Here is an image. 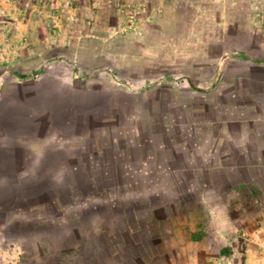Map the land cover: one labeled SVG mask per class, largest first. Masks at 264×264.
<instances>
[{
    "label": "rangeland",
    "instance_id": "obj_1",
    "mask_svg": "<svg viewBox=\"0 0 264 264\" xmlns=\"http://www.w3.org/2000/svg\"><path fill=\"white\" fill-rule=\"evenodd\" d=\"M257 59L264 60V0H0V71L35 79L61 63L75 83L116 91L124 102L109 112L119 118L139 106L157 116L154 128L163 132L168 125L161 116L181 120L168 131L183 149L164 159L173 165V187L149 205L131 203L136 217L121 207L110 213L106 206L85 216L93 223L88 234L95 247L69 250L71 258L97 264L96 254L102 260L121 246L109 264H134L145 249L139 264H264V193L256 187L261 173L244 162L242 173H227L230 178L219 184L217 173L206 172V90L225 76L232 79L236 65L245 73ZM155 100L161 101L156 113ZM57 178L26 180L12 206L52 197L59 180L65 198L66 183ZM41 211L35 230L2 239L3 246L24 243L28 253L21 264L50 263L40 254L48 252V230L68 247L86 242L75 222L58 229Z\"/></svg>",
    "mask_w": 264,
    "mask_h": 264
},
{
    "label": "crops",
    "instance_id": "obj_2",
    "mask_svg": "<svg viewBox=\"0 0 264 264\" xmlns=\"http://www.w3.org/2000/svg\"><path fill=\"white\" fill-rule=\"evenodd\" d=\"M255 61L245 73L236 65L234 72L230 71L234 73L232 79L225 76L213 89L206 90V172L217 173L214 180L225 183L230 178L227 173L237 176L247 162L249 168L261 173L256 187L264 193V60ZM218 63L222 65L220 60ZM59 64L50 65L35 79H19L20 73L14 69L0 71V212L4 213V224H0V264L24 262L28 253L24 243H2L9 235H22L18 230L21 218L35 224L40 218L38 211L42 210L41 218L52 224L58 222L64 227L75 222V230L81 229L85 236L84 244L68 247L65 238L48 230V252L45 248L40 252L48 258L53 253L57 258L50 263L41 260V264H67L66 255L61 254L92 244L90 230L81 223L82 213H95L101 206L111 213L121 207L126 209L125 215L136 217L137 212L129 208L131 203L149 205L164 188L175 184L168 177L173 165L164 159L169 152L179 154L183 149L179 139L168 131L170 125L181 122L180 118L161 116L168 125L167 132H163L154 128L160 122L157 116H147L136 105L137 110L121 114L120 120L109 112L124 102L116 97V91L75 83L67 77L69 72L61 70L65 66ZM153 103L156 113L161 101ZM52 175L66 183L65 198L59 180L58 185L51 186L52 197L25 201L21 209L12 206L17 197H22L20 190L26 180ZM98 217L94 219H104ZM129 234L133 235V231ZM144 254L133 259V263L139 264Z\"/></svg>",
    "mask_w": 264,
    "mask_h": 264
},
{
    "label": "trees",
    "instance_id": "obj_3",
    "mask_svg": "<svg viewBox=\"0 0 264 264\" xmlns=\"http://www.w3.org/2000/svg\"><path fill=\"white\" fill-rule=\"evenodd\" d=\"M38 201L39 199H38V197L37 198H34V199H32L31 201ZM84 213H86V214H83L82 213V218H81V223H82V225L83 226H86V227H91V226H93V223H89V222H86V217L85 216H92L93 215V212H91V210H87L86 212H84ZM35 226V224H32V223H28V222H26V221H23L22 223H20L19 222V224H18V230H19V232L23 235L26 231H27V229L30 231V230H32V228ZM54 227V226H53ZM55 228V227H54ZM56 228H58V229H64L63 227H61V226H59V227H56ZM51 229V228H50ZM50 232L51 231H53V229H51V230H49ZM50 234H52V232L50 233ZM89 240H91V243L93 242H95L94 241V238H91V239H89ZM85 243V242H84ZM84 243H78L79 245H82V244H84ZM92 243V244H93ZM78 244H75V246L76 245H78ZM125 245H127V243L125 242L124 243ZM111 247H113L114 248V246H117L116 244H109ZM92 247V246H91ZM115 249V248H114ZM119 250L118 249H115L114 251H112L111 253H110V255L108 254L107 255V257L106 258H102V260H100V258L98 257V255L96 254V258H95V261L97 262V263H105V264H108L109 263V258L110 257H113L114 255H116V253L118 252ZM77 252H81V250H77ZM68 254H70V252L67 250L66 252H65V254H61V255H63L64 257H65V255H66V257H65V259H66V261H67V264H69V263H75V264H83L84 263V259L83 258H75V259H73V258H71L72 256L74 257L75 256V254H73L72 256H69ZM139 255H142V252H140V253H137L136 255H135V257H137V256H139ZM53 257V253L50 255V258H49V260H50V262L52 261V258ZM64 257H63V259H64ZM119 262L120 263H123V262H125V260H123V259H121V260H119ZM85 264V263H84Z\"/></svg>",
    "mask_w": 264,
    "mask_h": 264
}]
</instances>
